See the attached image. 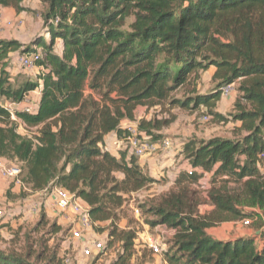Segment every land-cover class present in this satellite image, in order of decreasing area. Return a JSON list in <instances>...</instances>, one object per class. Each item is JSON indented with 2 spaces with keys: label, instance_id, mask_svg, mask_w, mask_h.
I'll return each mask as SVG.
<instances>
[{
  "label": "trees",
  "instance_id": "16d2710c",
  "mask_svg": "<svg viewBox=\"0 0 264 264\" xmlns=\"http://www.w3.org/2000/svg\"><path fill=\"white\" fill-rule=\"evenodd\" d=\"M22 1L0 0V6L21 12ZM43 1L46 39L38 37L29 46L0 40V96L21 102L40 87L35 112L14 113L26 126L37 127L34 140L19 135L8 110L0 107V158L21 165V180L32 192L59 186L88 205L93 222L109 221L102 234L121 247L110 264H124L134 239L133 231L117 224L125 194L157 179L142 172L134 157L126 161L105 150V136H123L122 120L132 119L137 106L150 109L166 100L191 110L204 106L227 120L213 109L221 88L237 84L232 119L241 123L243 135L187 140L182 152L191 173L180 171L172 189L146 212L152 215L150 227L175 230L164 250L168 264H264V0ZM129 17L133 21L123 29ZM58 39L59 53L52 50ZM32 46L42 48L38 64L44 70L29 71L35 73L31 79L14 87L6 59L10 52H36ZM212 66L214 89L171 97L191 75L197 79ZM160 128L151 118L137 122L153 141L163 137L153 135ZM116 172L123 174L121 180ZM204 173L210 174L207 197L213 209L199 216V197L189 190ZM247 218L260 220L257 241L255 236L219 240L207 233L219 223ZM32 246L24 254L0 247V264H31Z\"/></svg>",
  "mask_w": 264,
  "mask_h": 264
},
{
  "label": "rangeland",
  "instance_id": "374dc122",
  "mask_svg": "<svg viewBox=\"0 0 264 264\" xmlns=\"http://www.w3.org/2000/svg\"><path fill=\"white\" fill-rule=\"evenodd\" d=\"M21 5L25 8V10L21 12L16 11L13 7L0 6V40H17L23 45L29 46L34 41V39L38 37L43 36L44 39H46L48 36L46 34V27L42 18V14L46 8L44 1L23 0ZM132 21L133 17H129L126 20L123 29H127ZM61 48L62 42L58 39L55 41L52 50L59 53ZM32 49L42 52V48L40 46H32ZM16 52L19 53V51ZM10 54L13 55L14 53L10 52ZM9 67L13 69L17 66L9 65ZM214 71L215 67L212 66L208 70L200 72L197 79H195L194 74L191 75V80L189 83L173 92L171 97L182 98L184 95H189L193 90H195L197 93L210 92L218 83V80H213L212 78ZM15 74L16 75L13 77L11 84L12 86L17 87L21 85L22 81H25L29 78L31 79V75L33 73L19 70V72ZM88 92H90L89 89L86 90V93ZM94 96L97 97L95 93ZM239 97L240 93L237 90V84H234L232 92L228 95L221 94L220 101L213 109L214 112L225 115L227 120H218L209 111V109L204 106L191 110L178 106H170L168 100H166L156 107H151V109L147 108L146 106H137L134 109L133 118L123 119L122 124L126 123V125H131L137 123L141 119L149 121V118H151L154 121H158L161 126L158 132L153 131L154 136L168 137L172 140L175 139L177 140V143L182 142L180 145L176 146L172 152L170 151L172 153L171 155L174 163L169 164L170 168L165 169L166 171L169 170L171 174L173 173V175H177L178 173L174 172L175 167L183 164L184 161H186L189 165V161L185 158L182 152L184 143L187 140H191L192 138L207 139L215 136L237 139L243 135V131L240 129L241 123L232 119V115L236 113L235 102L239 99ZM243 103V100H241V104ZM14 105L15 106L10 105L14 111H19L23 108L21 105L15 103ZM204 114H209L210 120L201 121L200 117ZM13 120L16 122L15 131L19 135L33 138L34 140V136L38 133L37 127H27L20 120ZM144 158L149 157L147 156ZM134 159L137 161L138 158ZM6 161L7 163L16 162L21 169V165L17 161H14V159L11 161L6 159ZM147 161L145 164L140 166L142 172L146 174L149 173V162ZM24 172L20 174L21 178L25 176ZM208 175L209 177L204 187L202 185L196 184L191 185V190H189L190 193L195 191V197H199L200 203L196 207V212L199 216L207 215L213 209V206L210 204L207 197V192L211 186L210 174ZM115 176L118 180L123 178V174L121 172H116ZM174 180L175 178H170V175L169 178L167 176L164 178L160 177L157 182L147 187L125 194V201L128 203V205H125L121 212L120 218L117 222L118 228L124 231H133L135 237L136 231L142 230L144 228L143 225H149L148 221L152 219V215L150 213L147 214L146 208L157 204L159 200L172 189L174 186ZM24 192L25 193H23V196L31 195V193L27 191ZM192 195L194 196V194ZM45 196L46 195L43 193L39 196H32L26 199L28 200L26 203L29 204V202L33 200L43 201ZM38 204H40V210L38 213H33L36 215L34 218L27 219L20 224L14 223L13 226H11L10 223L3 221L12 219L14 217L17 219L18 214L14 216L12 212L6 208V206L4 207L0 205V210L5 211L7 214L6 217H0V247L6 250L16 249L24 254L26 251L25 247L33 245V256L29 258V262L31 264H45V262L51 257H54L55 260L48 264H64V258L69 255L72 257L75 253V251L72 249H69L68 251L64 249V246L67 244L66 241L71 239L69 225L65 222L63 224H57L55 220H57L56 217H60V215H54L52 212H48V214H46V212L45 214L43 213L45 216L41 224L38 225V221L40 220L39 216L43 212L44 203L41 202ZM134 207H139V217H136L133 214L132 208ZM257 211L258 213H261L259 209H257ZM242 220L233 221L234 223L222 222L218 225L209 227L207 232L214 239L225 238L234 234L255 236V234L258 233L256 224L260 220L249 218L250 222L247 225L242 223ZM262 224L263 225L261 227L264 228V220L262 221ZM58 226L61 228L56 230ZM104 227L106 228L107 225L94 228L93 233L100 235L103 232ZM161 230H163L161 235L166 242V248L169 249L172 243L171 238L175 234V230L168 227H161ZM70 241L72 242V240ZM118 242L120 241L109 243L108 248L110 249V257L106 262H104V260L95 262L92 258L79 257L77 258V261L75 260L72 263L110 264L111 260L117 257V248H120ZM38 254L40 258L37 257ZM124 264H162V261L158 257H154L151 252L140 250L138 252L133 251L130 259L125 261Z\"/></svg>",
  "mask_w": 264,
  "mask_h": 264
},
{
  "label": "built area",
  "instance_id": "2783aa9c",
  "mask_svg": "<svg viewBox=\"0 0 264 264\" xmlns=\"http://www.w3.org/2000/svg\"><path fill=\"white\" fill-rule=\"evenodd\" d=\"M41 59L42 55L38 51L30 53L16 52L13 55H9L6 61L8 66L16 65V69L18 70H34L40 73L44 70V66L38 64ZM233 88L234 83L225 85L221 88V94L228 95L232 92ZM34 91L38 92V97L35 96L31 98L27 94L21 102H11L0 96V107L6 108L12 119H16L14 114L15 111L10 107V105L15 106L14 103L23 107L19 111L34 113L40 95V87H37L32 92ZM32 99H35L36 101H33ZM200 119L201 121H208L210 120V116L209 114H204L200 117ZM123 128L125 129L123 136L116 137L114 139L116 154H118L116 155L117 158H120L121 155H124L126 161H128L131 157L139 159L161 154L162 152L168 151L175 147L174 139L172 140L168 137H162L158 141H153L151 136H148L144 132L137 129V123L131 125L127 124ZM191 171L192 168L189 166L186 169V172L190 174ZM0 174L11 179L12 183L18 184L19 186L25 188L20 177L21 169L16 162L7 163L0 160ZM208 177V173H204L203 176L198 180L197 185H202L204 187ZM41 191L50 198V203L52 204V208L55 210L56 214H59L60 217L63 218L64 222L69 225L71 239L66 241L67 244L64 246V249L66 251L72 249L75 251V253L72 257L70 255L66 256L63 260L64 264H74L72 262L75 260L77 261V258L79 257L92 258L95 262L103 260L104 262L108 261V258L110 257V249L108 248L109 237L107 234L102 233L97 235L96 233H93V229L98 226L103 227V225H108L109 221L101 224L93 222L89 215L88 205L74 193H71L59 186H53L49 190L44 189ZM124 204L128 205L127 202ZM39 210L40 204L38 203L34 204L32 208H30L32 213H38ZM132 211L136 217L140 216L139 207L132 208ZM6 216L7 214L5 211L0 210V217ZM249 222V219L242 220V223L245 225L249 224ZM143 226L144 228L142 230L135 232L136 236L133 239V251H149L154 257H158L162 261V264H168L164 257L166 242L161 235V233H163L161 227L165 226ZM70 240H72V242ZM120 250L121 247H118L117 252Z\"/></svg>",
  "mask_w": 264,
  "mask_h": 264
},
{
  "label": "crops",
  "instance_id": "0c3cea01",
  "mask_svg": "<svg viewBox=\"0 0 264 264\" xmlns=\"http://www.w3.org/2000/svg\"><path fill=\"white\" fill-rule=\"evenodd\" d=\"M7 69L10 73V75L15 76L18 71V69L13 68L11 69L8 65H7ZM35 73H33L34 75ZM32 76V75H31ZM29 97L33 98L35 96L38 97V92L34 91V92H29L28 93ZM33 101H36L35 99H32ZM151 109V108H150ZM126 125V123L122 124L121 123V128H123ZM117 137V134L114 132H111L109 134H107L104 138V149L107 150L109 153H111L112 155L116 156L118 154H116V149H115V145H114V139ZM175 147L180 145L181 143H177V140H175ZM174 148L168 150V151H164L161 154H157L154 156H149V158H139L136 163L139 166H142L143 164L147 162H149V175L157 180H159L160 177L164 178L165 176H167L169 178H175L176 175L173 173L171 174V172H169V170H165L166 168H170L169 164H173L174 160H172V150H174ZM171 151V152H170ZM1 161L6 162L5 159L0 158ZM190 166V164L188 165L186 161H184L183 164L179 165L178 167H175L174 172L179 173L180 171H186V169ZM177 169V170H176ZM24 191H27L29 193H31V195L28 196H22V193H25ZM43 192L42 191H36V192H32L30 189H27V187H21L18 184L12 183V180L4 177L0 174V205L2 206H6V208H8V210H10V212H12V214L15 216L16 214H18V218L15 219H9L3 222H7L10 223L11 226H13L14 223L20 224L23 221H26L27 219L30 218H34L36 215H34L31 211L30 208L33 206L31 204L34 203H41L43 202V212L45 214H48V212H52L54 215H57L56 212L54 210H52V204L50 203V198L48 197V195L45 196V199L43 201H37V200H33L31 202L26 203L28 200V198L32 197V196H39L41 195ZM31 205V206H30ZM51 213V214H52ZM14 219V220H13ZM57 219V223H64V220L62 217H56ZM229 223H234L233 221H226ZM220 224V223H219ZM218 225V224H217ZM258 230V229H257ZM208 233V232H207ZM244 235H240V234H234L231 235L229 237H225V238H218L219 240H224V239H231V238H237V237H243ZM249 236V235H246ZM255 239L256 241L259 240L260 234H259V230L258 233L255 234ZM158 263V262H157Z\"/></svg>",
  "mask_w": 264,
  "mask_h": 264
}]
</instances>
